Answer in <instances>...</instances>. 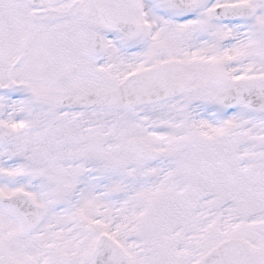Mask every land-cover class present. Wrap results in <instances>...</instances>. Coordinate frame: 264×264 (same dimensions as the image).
Wrapping results in <instances>:
<instances>
[{"label": "snow or ice", "instance_id": "1", "mask_svg": "<svg viewBox=\"0 0 264 264\" xmlns=\"http://www.w3.org/2000/svg\"><path fill=\"white\" fill-rule=\"evenodd\" d=\"M0 264H264V0H0Z\"/></svg>", "mask_w": 264, "mask_h": 264}]
</instances>
